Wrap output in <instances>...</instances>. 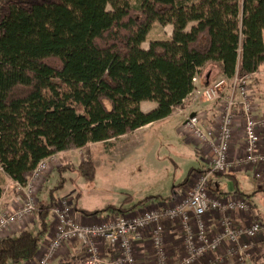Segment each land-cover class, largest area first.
Segmentation results:
<instances>
[{
    "label": "trees",
    "instance_id": "trees-1",
    "mask_svg": "<svg viewBox=\"0 0 264 264\" xmlns=\"http://www.w3.org/2000/svg\"><path fill=\"white\" fill-rule=\"evenodd\" d=\"M157 21L172 24V36L144 48ZM263 65L264 0H141L139 7L131 0H0V170L25 185L54 154L169 117L184 105L196 76L207 86ZM144 100L158 106L144 112ZM64 170L87 179L97 175L91 159ZM222 175L237 182L234 173ZM65 182L63 177L53 191ZM4 183L0 175V198ZM152 198L159 196L139 203ZM55 199L40 204L37 234L0 240V264L36 255ZM131 200L129 195L124 203ZM137 204L81 210L123 213Z\"/></svg>",
    "mask_w": 264,
    "mask_h": 264
},
{
    "label": "built area",
    "instance_id": "built-area-1",
    "mask_svg": "<svg viewBox=\"0 0 264 264\" xmlns=\"http://www.w3.org/2000/svg\"><path fill=\"white\" fill-rule=\"evenodd\" d=\"M193 80L195 88L185 100H219L222 103L217 125H204L206 117L197 112L190 113L184 123L188 133L207 147L206 169L192 174L184 194L174 191L171 203L139 214L115 213L100 222L76 221L73 202L61 198L51 208L55 230L37 264H53L61 248L68 243H78L85 252L76 264L105 263L101 242L107 244L112 254L111 264H139L134 252L135 243L148 229L152 253L158 264H220L229 257L240 262L253 257L258 236L264 234V218L239 224L235 215L251 211L249 199L240 194H216L211 179L214 174L242 167L250 170L264 186V113L254 95L251 75L222 76L207 86L200 85L198 76ZM240 120L243 121L244 150L232 156ZM53 160L54 155L42 160L27 184H18L17 206L0 215V240L8 236L13 224L37 215L40 206L37 186L52 168ZM211 213L218 215L219 229L215 232L206 220ZM166 220L178 222L182 229L185 252L175 262L169 259L166 249Z\"/></svg>",
    "mask_w": 264,
    "mask_h": 264
},
{
    "label": "crops",
    "instance_id": "crops-1",
    "mask_svg": "<svg viewBox=\"0 0 264 264\" xmlns=\"http://www.w3.org/2000/svg\"><path fill=\"white\" fill-rule=\"evenodd\" d=\"M168 25H172V24H168ZM190 27L191 25H189L188 29ZM173 29H172V33H173ZM142 45L144 48H149L150 46V44L148 46H145V42H143ZM261 74H264V65L260 71L251 74V82L253 83V87H254V95L256 97L258 104L260 105V111L264 113V79L261 80L260 78ZM220 77L222 76H219L217 79H219ZM200 85L203 86L201 83ZM225 92L226 91L224 90V94ZM157 106H158V103L153 100H144L141 102V109L144 112H149L155 109ZM221 108H222V103L219 100L204 101V100H199V99L198 100L187 99L184 101V105L178 108L169 117L153 122V123H150V124H147L137 129L133 133L124 134V135H121L120 137L113 138V139H110L104 142L90 143L86 147H82L79 149H73V150L54 154L52 168L49 170L46 177L43 180L39 181L38 186H37V195H38L40 204L49 203L52 197L56 198L54 201V203H56L61 198L67 196L71 198L73 202V205H74L73 217L76 221L85 223V224H90V223L100 222V221L108 219L110 216L117 213V211L108 210V211H103V212H99L96 214L88 215L81 210V209H85L89 211H98V210L90 209L81 203L82 190H81V186L78 184V181L82 177L76 171H73V170H64L62 172L61 168L63 166L78 165L84 160L91 159L96 166V170H97L96 177H98V175L100 174L99 162H102V161L105 162L106 164L105 167L107 168L106 173H107L109 169H112L114 167V163L112 162L111 157L115 156L119 151H123L124 149L130 146L135 147V145H136V148L139 149V148H142L146 143H148L151 139L149 136H146L145 133L151 128V126L156 125L158 123L166 122L170 120L171 118H173L174 116L178 115L183 118V125H184L183 128L185 132L188 133V131L185 128L184 123H185L186 117L190 113L197 112L201 114L202 116L206 117L205 118L206 122L203 123L204 125L205 124L217 125V118L219 117ZM242 122L243 121L240 120L238 126L236 127L237 138L233 142V147L231 150L232 156L242 153L244 150L243 148L244 133H243V126H242L243 123ZM186 137L188 138L189 141L195 142V149L197 150V152L200 151L204 154L203 158L207 166L208 157L206 156V151H205L207 147L204 144H202L197 138L191 135L190 133L186 134ZM240 170L244 171L247 174H251L253 176L250 170L246 168H242V167L235 168L234 170L231 171V173H234L236 175V172ZM56 171L60 173V178L58 179L55 178ZM190 171H191V174L195 173V171L192 172V169ZM198 171H202V170H198ZM0 175H2L6 181V183L3 186V189H4L3 194L0 198V215H1L4 212L13 211L15 207L17 206V203L19 200L17 187L19 183L12 180L8 175L3 173L2 170H0ZM63 177H65L66 179L64 187L57 191H53L59 185ZM53 179H55L57 183H54L52 185ZM49 184H51V186L48 187ZM81 185H83L82 182H81ZM187 187L188 186L180 188L178 191L179 194H184ZM47 189H48V192H47ZM45 191L48 193V196H47L48 201H43L40 195V194L44 195ZM263 192L264 190L257 191L250 198H248L251 203V211H249L248 213L239 212L235 215L236 220L239 224L246 225V224H249L254 218H264V205H262L264 201ZM58 193L60 194L58 195ZM239 194L240 193H237V192H235V194L232 192H229V193H224L221 196L239 195ZM240 195H242V192ZM151 196H159V195H151ZM148 200H151V202L150 201L148 202ZM148 200L145 201L146 203L143 202L144 208H141L140 210L133 208L123 213L139 214L146 209L155 208V207L162 206L164 204L171 203V198L168 201H160V199L158 198H152ZM127 203L128 202L124 204L123 206L124 208L129 209L133 207V206L130 207L126 205ZM41 212L42 211H39L37 215L31 218V220L30 219L23 220V221L20 220L17 223L13 224L8 230V236H19L21 234L28 235L30 233L37 234L42 228V219L40 217ZM48 220L50 222V226L48 228V231L46 232V235L44 236V238H42V241L40 242V247L36 255L31 259L23 260L17 264H37L40 256L45 250L46 244L48 243V241L51 239V237L54 234L55 218L52 212L48 216ZM206 220L209 224L213 225L214 232L219 229V220H218L217 213L209 214L206 217ZM165 224H166V249L169 255V259L175 262L185 252L184 240L182 237V229L179 223L176 221L166 220ZM100 245H101V249L103 252V256L106 259L105 263L111 264L112 254L110 253L107 244L101 242ZM134 252H135V255L137 257L139 264H157L155 257L153 256V253H152L151 231L149 229L146 231L143 238L136 241ZM84 256H85V252L80 248V245L78 243H75V244L68 243L61 248V250L59 251V254L54 259L53 264L58 263L62 259H68L72 257H77L80 260H82ZM220 264H264V234H260L258 236L256 248L254 250V255L251 259H248L244 262H240L236 260L234 257H229L226 259L224 263H220Z\"/></svg>",
    "mask_w": 264,
    "mask_h": 264
},
{
    "label": "rangeland",
    "instance_id": "rangeland-1",
    "mask_svg": "<svg viewBox=\"0 0 264 264\" xmlns=\"http://www.w3.org/2000/svg\"><path fill=\"white\" fill-rule=\"evenodd\" d=\"M131 1L136 7L140 6L141 0ZM108 9L111 10L112 7L109 5ZM172 29V25L155 22L147 35L145 46L152 41L170 37ZM260 78L264 79V74H261ZM183 126V118L178 115L166 122L151 126L145 133L151 140L142 148L137 149L135 145V147L130 146L119 151L111 157L114 167L107 173L105 162H99L98 177L87 179L81 176L82 178L78 181L82 190L81 203L90 209L102 210L109 205L119 207L125 204V199L130 195L132 200L126 205L131 207L151 195H159L160 201H168L173 196L174 190L179 191L180 188L189 186L192 179L190 170L192 169V172L204 170L206 163L203 158L204 154L195 149V142L189 141L186 137L188 133L185 132ZM55 175V178H60L58 171ZM236 177L237 183L230 176L214 174L211 179L213 191L222 195L229 192L235 194L239 189L247 198V195L252 196L260 187L264 190V186L251 174L240 170L236 172ZM54 183H57L55 179L52 185ZM47 192L45 191L44 195L40 194L43 201H48ZM144 203H139L134 208L140 210L144 208ZM103 258L105 261L104 256Z\"/></svg>",
    "mask_w": 264,
    "mask_h": 264
}]
</instances>
